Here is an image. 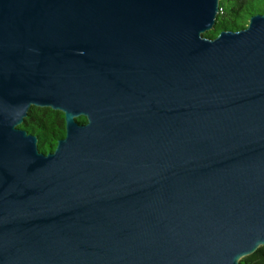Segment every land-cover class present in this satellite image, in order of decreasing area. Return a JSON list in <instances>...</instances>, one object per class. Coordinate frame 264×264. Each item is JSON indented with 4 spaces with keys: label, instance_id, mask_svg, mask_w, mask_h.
Instances as JSON below:
<instances>
[{
    "label": "water",
    "instance_id": "water-1",
    "mask_svg": "<svg viewBox=\"0 0 264 264\" xmlns=\"http://www.w3.org/2000/svg\"><path fill=\"white\" fill-rule=\"evenodd\" d=\"M219 2L0 0V264L264 246V13L204 36ZM31 106L64 114L52 151L19 127Z\"/></svg>",
    "mask_w": 264,
    "mask_h": 264
},
{
    "label": "trees",
    "instance_id": "trees-1",
    "mask_svg": "<svg viewBox=\"0 0 264 264\" xmlns=\"http://www.w3.org/2000/svg\"><path fill=\"white\" fill-rule=\"evenodd\" d=\"M220 9L212 30L204 36L214 38L221 30H239L244 28L250 16L264 13V0H220ZM79 123H85L84 117H79ZM28 133L38 137V149L47 153L52 151L59 139L65 135L64 114L48 107L31 106L28 115L19 126ZM241 264H264V246L254 253L243 257Z\"/></svg>",
    "mask_w": 264,
    "mask_h": 264
}]
</instances>
